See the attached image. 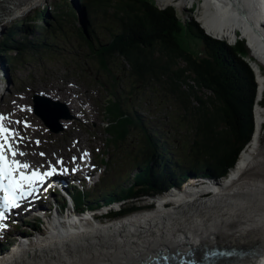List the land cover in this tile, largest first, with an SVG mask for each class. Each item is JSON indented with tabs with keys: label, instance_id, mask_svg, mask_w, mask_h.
Here are the masks:
<instances>
[{
	"label": "trees",
	"instance_id": "obj_1",
	"mask_svg": "<svg viewBox=\"0 0 264 264\" xmlns=\"http://www.w3.org/2000/svg\"><path fill=\"white\" fill-rule=\"evenodd\" d=\"M79 2V9L88 14L81 26H75L78 17L74 8L66 0H60L55 13H51L46 4L32 16L20 21L36 29L38 35L34 36V41L23 42L29 31L26 27L16 23L7 28L0 37V59L8 67H12L26 60L28 53L41 54L39 51L42 48L54 55L55 33L68 32L67 26H75L80 35L78 39L88 49L87 55L90 54L100 64H113L114 59L120 58L124 66L129 68V75L136 86L150 87L149 81L161 84L160 87L167 89L179 101L185 114L192 112L195 128L193 137L184 144L183 151L180 152L182 157L173 158V148L177 147L172 146L170 139L161 140L164 137L161 135L153 141L148 129L144 127L145 123L139 121L140 118L137 122L127 123L139 128L152 146L145 160L142 159V169L132 177L130 184H111L113 189L104 190L98 197L118 199L121 211L117 215H125L138 209L144 196L163 192L173 184L171 181L174 178L181 180L189 171L202 172L215 180L226 177L241 150L251 140L255 129L252 106L257 84L253 70L244 59L248 49L246 50L243 41L237 40L230 45L211 38L192 20L185 31L188 37L202 44V56H198L196 52L180 44L179 37L183 29L171 6L159 9L151 0ZM109 17L107 29L110 31V40L106 44L101 41L94 43L92 40L97 38L93 37L92 30L88 28L89 22L95 24L98 21L99 26L101 21ZM87 19L89 22H86ZM38 21H42L44 25ZM22 29H25V33ZM63 41L65 44L71 42L68 38ZM84 47L81 46L82 49ZM98 68L101 69L99 65ZM102 72L114 77L106 71ZM188 79L193 83H187ZM183 84H187L188 90L182 89ZM200 89L209 90L211 94L203 98L198 94ZM113 94H108L111 103L109 107H101L105 118L114 123L112 127L108 124L106 128L114 131L111 140L115 142L117 132L123 133L122 128L126 130L127 126L119 116L121 99H113ZM191 99L198 103L193 110ZM106 112L111 114L110 118ZM167 155L170 156L169 161L165 159ZM106 158L107 155L103 154L102 161L107 164ZM117 187L119 190L115 189ZM84 197V205L91 206L96 201V198Z\"/></svg>",
	"mask_w": 264,
	"mask_h": 264
},
{
	"label": "rangeland",
	"instance_id": "obj_2",
	"mask_svg": "<svg viewBox=\"0 0 264 264\" xmlns=\"http://www.w3.org/2000/svg\"><path fill=\"white\" fill-rule=\"evenodd\" d=\"M151 1L159 9H165L169 6L174 8L175 16L183 29L181 37H179L181 41L180 44H182L185 48H188V50L196 52V55L202 56V44L198 42V40L188 37L187 32L185 31V27L192 20L195 21L204 32L207 30L204 24L202 25L199 21L202 0ZM59 2L60 0H44L36 3L30 8L21 5L18 9L8 12V16H6L5 19L0 20V37L7 28L12 27L14 24L18 23L19 20L22 21L23 19H27V17L32 16L35 11H39V9L43 8L46 4L49 5L50 12L55 13V10L58 9L57 6ZM66 2L76 11L78 20L75 26H81L82 22L85 21V16L84 12H82L78 7V4L80 3L79 0H66ZM179 4H181V6ZM20 21L18 23L19 26L26 27V30L29 29L28 33L25 34L26 40L24 39L23 42L27 43V41L30 40L34 41L36 38H34V36L38 35L36 29L32 27L30 28L27 23H21ZM38 22L39 24L42 23V21ZM86 22H89V20L87 19ZM95 22V24L89 22L88 25V28L92 30L93 37L97 38L92 41L94 43L101 41L103 44H106L111 38L110 31L107 29L110 24V17L107 18V20L101 21L99 26L98 21ZM75 26H67L68 32L58 31L55 33L56 38L54 39V45H56V52L54 55L47 52V49L45 50L42 48L39 51L41 54L28 53L27 55L29 56H26V60L12 67H8L6 63L3 64L0 59V91L4 88V84L9 82V89L6 91L3 99H0V113L4 114L7 112L6 116H12L13 113H15V115L20 114V117L22 118L17 121H29V124L31 125L30 127L25 128L23 124L20 123L18 124L19 128L22 131H26V135L28 137L26 142L30 144L31 147H35V151L38 155H40L41 152L48 153L49 158L47 160L49 161H53V154H60V156H64L70 160L72 153H79L85 148H90V154L93 161L102 166L103 163H100L97 155L107 153L109 168H111L108 179L111 183H121L123 186L130 184L132 177L136 175L137 171L142 169V167H140V164L143 163L142 159L145 160V156L152 146L149 142H147V137H145V134H143L139 128L129 126L127 123H131L132 121L137 122L138 118H140L139 121L145 123L144 127L148 129V133L152 136L153 141L163 135L164 137L161 138V140L164 138L170 139L172 146L177 147L173 148L171 146V148L175 150L173 158L182 157L180 152L183 151L184 144H187L191 140L195 130L194 124L192 123L194 120L191 118L192 112L185 114V110L182 108L179 101L175 99L167 89L160 87L161 84L159 85L155 84L153 81H149L150 87L136 86L132 77L129 75V68L126 65L124 66V63L120 58L114 59L113 64H100L94 58L89 56L90 54L87 55L88 49L86 50L84 44L78 39L80 38V35L77 34ZM22 32L25 33V29H22ZM240 32L244 36H247L248 42L252 46L251 48L248 46V43H246L247 40ZM257 32L259 33V31ZM261 32L264 34V29L261 28ZM207 33L209 32L207 31ZM209 34L210 35H207L214 38L211 36V33ZM254 34L255 30L249 24H246L243 29L239 30L235 34L236 37L232 41L219 37L214 38L220 41H225L230 45H233L237 40H242L246 50L248 49L247 55H245L244 59L253 70L254 75L256 76L257 74V77H255V82L257 84L256 96L252 106L253 122L254 116H256L255 110L258 106V102L256 103V97L258 96V89L260 91L261 87V81L258 77V66L264 76V60H261L258 57V55H264V48L259 43L254 42ZM240 35L242 37H240ZM67 38L71 41L69 44H65L63 41ZM63 44H65L66 48ZM82 45L84 49L81 48ZM259 51L262 54H259ZM94 56L95 55H93V57ZM180 64L184 65L182 62ZM98 65L101 69L98 68ZM4 70V75L6 76L2 75ZM102 71L113 74L114 77H111V75L106 76ZM188 80L189 81H187V83H193L190 79ZM102 82L105 85L102 84ZM181 87L185 91L188 90L187 84H183ZM38 92H43L44 94L49 95L52 98L59 99L65 103L69 100L73 101L75 109L74 113L76 117L72 120H63L67 123V126L63 125V130L59 133H53L45 127L41 119L35 115L33 111L23 110L26 108L32 109V98ZM109 92L114 93L113 99H118L120 97L121 100L118 108L120 112L119 116L121 119L125 120L123 122L127 126L126 130H124V127L122 128L124 131L123 133L117 132V140H114L115 142L111 140L114 135V131L112 130L111 132L110 129L107 128V130H104V125L110 124L112 127L114 123L108 121L104 115L103 117L101 110V106L109 107L111 104L108 100ZM262 93V98L260 99L259 104L261 107H264V90ZM198 94L201 97L206 98L211 94V92L209 90L200 89ZM190 101L192 103L191 109L193 110V107L198 105V103L194 99H191ZM111 109L114 111L113 108ZM106 114L109 118L111 117V114L108 112H106ZM136 115L138 116L136 117ZM132 117L135 118L133 119ZM11 119L13 120L12 122H15L16 120V118L13 117H11ZM103 119L105 120V123ZM36 141H39L40 143L37 144ZM259 141L260 144L256 161L245 173V175L241 177L240 181L242 183L246 182L264 185V123ZM106 143L109 147L106 146ZM31 154L33 155V152H31ZM38 155L36 154V158H38ZM165 159L169 161L170 156H165ZM38 163L40 164L41 162L39 161ZM103 169L104 168L96 171V176H94L90 182H97L99 175L103 173ZM188 173L189 172L186 174L188 175ZM125 174L128 176L124 177ZM186 174L183 179L179 180V178H174L171 182L174 184L179 181H187L189 178L186 177ZM190 179L192 180L187 184L196 182H206L207 184V182H209L204 178H197L195 176H191ZM223 179L224 178L219 179L218 181ZM218 181L209 182V185L207 184L208 189H206L204 193L202 188L194 193V195L201 196L208 194L209 192H213L210 190V187H215ZM181 190L182 189L178 190V193H181ZM188 190L190 191L192 188H189ZM172 193L177 192L171 191L166 194V198L170 197ZM160 198L158 200V204L159 201L162 200V198ZM149 199L150 198L145 199L142 202L140 201L139 204L144 205H140L141 208L139 207L138 209L127 212L128 215L145 211L151 212L152 210L158 209L159 205H157L156 201L149 203L151 201ZM99 201L101 204L105 200L102 197ZM168 205H171V203ZM120 207L121 205L118 204V202H110L100 211H104V214L110 217L114 213L118 214L116 211L120 210ZM128 215H125V217ZM109 220V218H101L102 222ZM44 227V223L41 224V229H43L41 230V234L46 231ZM35 233L37 234V232H33V235ZM216 233L217 235L219 234V232ZM222 247H226V245Z\"/></svg>",
	"mask_w": 264,
	"mask_h": 264
},
{
	"label": "bare ground",
	"instance_id": "obj_3",
	"mask_svg": "<svg viewBox=\"0 0 264 264\" xmlns=\"http://www.w3.org/2000/svg\"><path fill=\"white\" fill-rule=\"evenodd\" d=\"M40 1L44 0H1L0 20L21 5L30 8ZM200 10L199 21L207 28L205 32L214 38L232 41L235 34L249 24L255 30L254 42L264 48L261 32V28L264 29V0H202ZM242 36L251 48L247 36ZM258 57L264 60V55ZM258 69L261 87L259 85L256 99L255 131L223 180L207 178L210 183L218 181L215 187H210L213 192L194 195L202 188L204 193L209 182L208 185L206 182L187 184L192 180L188 179L158 196L150 195V199L159 205L151 212L143 210L145 212H134L105 222L92 218V213L75 218L68 215L63 221L55 215L46 221V232L35 239L23 235L26 242L22 241L16 249L3 255L0 264H163L166 260L160 258V254L174 257L185 250L192 254L191 264H264V185L240 181L256 161L264 123V107L259 104L264 76L259 66ZM66 104L75 112L73 101ZM14 117L20 118V114ZM62 123L67 126L64 121ZM32 152L29 158L36 163L49 158L45 152L39 156L34 146ZM180 189L182 194L178 193ZM171 191L177 193L166 198ZM160 197L162 200L158 204ZM221 248L238 251L230 256H206ZM172 262L175 261L169 264Z\"/></svg>",
	"mask_w": 264,
	"mask_h": 264
},
{
	"label": "snow or ice",
	"instance_id": "obj_4",
	"mask_svg": "<svg viewBox=\"0 0 264 264\" xmlns=\"http://www.w3.org/2000/svg\"><path fill=\"white\" fill-rule=\"evenodd\" d=\"M23 110L32 111L31 108ZM6 120L13 123L9 117L0 113V192L4 193L2 203H0V221L7 218L6 213L21 207V201L26 196H33L37 193L39 191L38 185L44 184L46 179L57 171L54 166H50L49 171L40 172L32 169L30 164L18 160L17 156L26 155L18 148V145L25 138L17 129L7 126ZM14 123H23L25 128L31 126L26 120L23 122L15 121ZM36 143L39 144L40 142L36 141ZM40 155L43 156L45 153L41 152ZM73 160L75 161V157ZM57 163L62 165L63 161L59 160ZM76 170L73 169V171ZM6 227V224L0 225V231Z\"/></svg>",
	"mask_w": 264,
	"mask_h": 264
},
{
	"label": "water",
	"instance_id": "obj_5",
	"mask_svg": "<svg viewBox=\"0 0 264 264\" xmlns=\"http://www.w3.org/2000/svg\"><path fill=\"white\" fill-rule=\"evenodd\" d=\"M255 77H257V74ZM33 100L35 103V114H37L43 120L45 125H47V127H49L53 132H60L61 130H63V126L59 122L60 119H72L75 117L74 114L71 113V111L68 109L67 105L65 103L60 102L59 100H54L48 96L43 95H35L33 97ZM237 251L238 250L234 249H230L229 251H227V249H215L213 251H210L206 256H230L236 253ZM180 264H191V262L181 260Z\"/></svg>",
	"mask_w": 264,
	"mask_h": 264
}]
</instances>
